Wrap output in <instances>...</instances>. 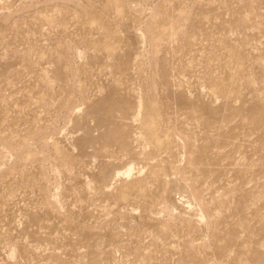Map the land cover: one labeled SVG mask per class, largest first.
I'll list each match as a JSON object with an SVG mask.
<instances>
[{
    "label": "rangeland",
    "instance_id": "rangeland-1",
    "mask_svg": "<svg viewBox=\"0 0 264 264\" xmlns=\"http://www.w3.org/2000/svg\"><path fill=\"white\" fill-rule=\"evenodd\" d=\"M0 264H264V0H0Z\"/></svg>",
    "mask_w": 264,
    "mask_h": 264
},
{
    "label": "bare ground",
    "instance_id": "bare-ground-1",
    "mask_svg": "<svg viewBox=\"0 0 264 264\" xmlns=\"http://www.w3.org/2000/svg\"><path fill=\"white\" fill-rule=\"evenodd\" d=\"M257 118V117H256ZM260 118V117H259ZM258 120V119H257ZM259 121H261V119H259Z\"/></svg>",
    "mask_w": 264,
    "mask_h": 264
}]
</instances>
